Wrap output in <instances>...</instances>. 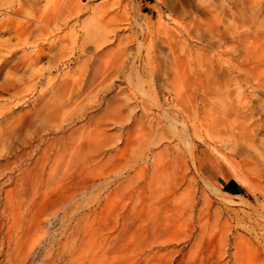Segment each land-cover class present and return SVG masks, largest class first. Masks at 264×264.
<instances>
[{
	"label": "rangeland",
	"instance_id": "obj_1",
	"mask_svg": "<svg viewBox=\"0 0 264 264\" xmlns=\"http://www.w3.org/2000/svg\"><path fill=\"white\" fill-rule=\"evenodd\" d=\"M18 1L24 12L50 9L56 2ZM112 1L118 14L107 17L101 31L139 34L147 26L143 49L164 45V53L152 62V75L130 79L127 69L126 76L112 77V88H102L110 80L90 79V67L75 59L77 53L62 57L57 43H86L88 12L74 29L52 36L50 49L37 61L22 57L42 34L40 23L28 35L24 15L11 13L0 29V84L9 67L16 80L15 97L2 94L0 107L6 99L24 109L16 132L5 130L0 155H12L32 141L36 172H47L55 159L66 157L72 193L67 232L59 198L48 204L32 194L19 203L11 198L5 226L12 241L1 246L0 238V249L13 259L31 249V264H46L50 258L55 264H235L236 251L238 261L264 264V0H173L172 9L169 0ZM111 61L106 55L102 66ZM121 84L126 89L119 93ZM164 112L179 120L178 129L183 122L192 132L195 126L194 154L205 161L212 185V205L200 220L186 214L168 221L164 206L148 189L138 198L134 156L148 145L158 152L178 142ZM136 113L137 124L129 119ZM53 124L63 126L54 131ZM125 177L131 180L122 186ZM231 180L244 191H227ZM53 214L51 224H34ZM44 238L48 241L39 244ZM65 243L70 247L63 253Z\"/></svg>",
	"mask_w": 264,
	"mask_h": 264
},
{
	"label": "bare ground",
	"instance_id": "obj_2",
	"mask_svg": "<svg viewBox=\"0 0 264 264\" xmlns=\"http://www.w3.org/2000/svg\"><path fill=\"white\" fill-rule=\"evenodd\" d=\"M173 3V0H169L168 7L172 9L174 7ZM16 4L19 5V7H17ZM21 4L22 3L18 0H0V7H2L0 8L2 9V12H0V29L7 25V19L12 18L11 13L24 15L25 19L22 22V28L28 35L32 33V27L37 26V23L41 24L40 31H42V34H38V38L33 40L32 49H24L22 58L24 60L31 59V61L40 59L45 52V48L50 49L47 47V44L50 43L52 36H57L58 38L59 30L74 29L76 23L81 22L82 15L87 12L89 13L87 18L83 20L87 33L86 43L78 47H74V45L64 46L59 44L60 41H57V43L61 46L59 49L63 53L62 57L67 56L68 59H70V54L74 55V53H77L78 56L75 57V59L78 62L83 61L82 63L86 67H90V69H87V71L91 73L90 79L92 78L93 80L95 77L102 78L101 83L110 80L107 84L105 83L106 85H101L102 88H112L114 86L113 82H115V80H111L112 77H119L120 75L126 76L127 69L130 70L127 74L130 79L135 75L139 79L152 75L154 72V67L152 65L153 60L164 53V45L161 44L143 49V44L145 43L142 41L147 37V26H145V29L143 28L139 34L135 32H123L122 34L123 30L120 31L116 28H110L107 32L105 30V32L101 31L103 30L102 26L106 23L107 17L113 19L115 17L112 14L116 16L117 12L114 6L118 4L115 1L108 0L103 3L91 4L90 0H88L86 4H84L81 0H56L53 8H40L38 12L21 11ZM10 6H13V8L7 10L6 7ZM67 35L68 34H66V36ZM116 44L117 47H115ZM106 55H111L112 61L110 64L107 63V65L105 64L102 66V60ZM11 72V67L6 68V77L0 84V99L4 97L2 95L4 93H9L15 97L16 80L12 77ZM56 73L61 75L62 71H57ZM49 74H52V71H50ZM94 82L95 81H90L92 84ZM143 84L144 82L141 81L140 86H143ZM117 87L120 89L119 93L126 89V86L123 87L122 84ZM180 99L181 94L177 93L174 102L176 101L177 105H179L181 104V102H179ZM22 111H24V109L21 106L18 107L17 104L11 105L9 100L7 101L5 99V103L0 107V140L6 136L5 130H9L8 135L16 132L19 127L17 122L20 123L23 117V114H21ZM164 111H166V109H164ZM35 112L36 110H33V112L28 113L31 116L30 120H33V114ZM164 114L170 122V125L174 126L171 132L178 142L175 146L164 144L162 150L158 152H156L155 149H150L148 145L147 150L151 151L152 155H148V153H146L147 150H140L138 155L134 156L131 167L135 169V178L140 179H135V188L138 198L139 200L142 199L146 189H148L151 195L157 199L156 201L164 206L163 208L168 213L166 217L168 221H172L175 215L185 216L186 214L200 220L205 210L210 209L212 205V198L208 193V189L212 187V185L205 175V161L200 155L194 154L196 140L195 126H192V132L189 125L183 122L182 128L178 129L175 125L179 120L172 117L168 112H164ZM129 119L135 124L139 122L137 113L131 115ZM52 126L55 129L54 131H57L56 128L62 127L63 125L53 124ZM158 135L159 132L156 134L155 139ZM163 138H165V136H163ZM158 142L160 143V141ZM149 144H152V141ZM179 145L180 148L182 147L181 150L180 148L178 149ZM109 148L113 149V145ZM2 150L3 149H1V151ZM35 150L36 148L34 149V144L31 141L28 142V147L24 148L23 144V147L16 150L12 155H0L1 246L6 244L7 247L12 241L10 230L7 228L8 226H5V220L9 218L7 212L11 198L14 199L16 203H19L22 198L29 197V195L32 194L34 198L40 196V199L47 204L59 198L63 208L62 223L66 225L64 232H67V228L69 227L70 210H68L67 207L72 197V193H70L69 190V169L71 167V161L66 157L55 159L54 165L50 167V170L45 172V169H43L42 172H36L39 161L34 159L33 154ZM98 151L102 153V150L98 149ZM162 152L168 155H162ZM188 153L191 155H187ZM70 155L76 154L73 152ZM221 156L230 161L226 155ZM248 156L254 158V155ZM126 177L124 180L120 181L122 186L131 180V178ZM9 185L13 187L7 189ZM41 186L42 189H40ZM224 193L230 195L227 191H224ZM53 216L54 214L51 217L50 215L49 217H39L34 224L38 226L42 224H51ZM2 231L5 233H3L4 236H2L3 234L1 235ZM45 240L48 241L47 238H44L40 240L39 244ZM69 247V243H65L63 253L68 252ZM33 252L34 251L31 249H28L25 254L13 259L8 256L4 248H1L0 264H31L33 262L31 258ZM234 255L235 264H245L240 260V263H238L237 251L234 252ZM46 264H55V261L50 258Z\"/></svg>",
	"mask_w": 264,
	"mask_h": 264
},
{
	"label": "trees",
	"instance_id": "obj_3",
	"mask_svg": "<svg viewBox=\"0 0 264 264\" xmlns=\"http://www.w3.org/2000/svg\"><path fill=\"white\" fill-rule=\"evenodd\" d=\"M226 190L232 193H242L244 190L243 188L234 180H231L228 185L226 186Z\"/></svg>",
	"mask_w": 264,
	"mask_h": 264
}]
</instances>
